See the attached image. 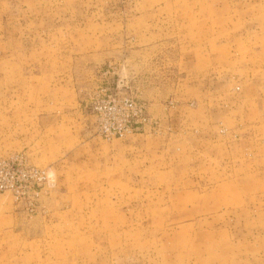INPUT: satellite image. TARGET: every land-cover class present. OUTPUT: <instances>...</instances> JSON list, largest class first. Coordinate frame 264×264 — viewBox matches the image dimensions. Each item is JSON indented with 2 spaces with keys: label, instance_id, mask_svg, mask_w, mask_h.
<instances>
[{
  "label": "rangeland",
  "instance_id": "rangeland-1",
  "mask_svg": "<svg viewBox=\"0 0 264 264\" xmlns=\"http://www.w3.org/2000/svg\"><path fill=\"white\" fill-rule=\"evenodd\" d=\"M142 106L104 139L102 89ZM0 264H264V0H0ZM33 203V202H32Z\"/></svg>",
  "mask_w": 264,
  "mask_h": 264
},
{
  "label": "built area",
  "instance_id": "built-area-1",
  "mask_svg": "<svg viewBox=\"0 0 264 264\" xmlns=\"http://www.w3.org/2000/svg\"><path fill=\"white\" fill-rule=\"evenodd\" d=\"M102 91L105 98L93 106L99 136L117 139L132 134L134 125L143 121L142 106L110 93L109 88ZM47 186H54V174L50 169L29 164L22 156L0 159V194L11 193L15 204L28 203L25 210L34 211L35 201Z\"/></svg>",
  "mask_w": 264,
  "mask_h": 264
}]
</instances>
